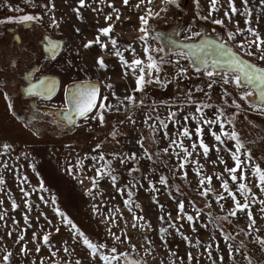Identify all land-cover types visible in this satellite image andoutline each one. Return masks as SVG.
Segmentation results:
<instances>
[{"label":"rangeland","instance_id":"374dc122","mask_svg":"<svg viewBox=\"0 0 264 264\" xmlns=\"http://www.w3.org/2000/svg\"><path fill=\"white\" fill-rule=\"evenodd\" d=\"M137 2L138 0H129V5L125 6L123 0H105L104 3H100V0L95 2L86 0V4H90L91 7L81 8L78 18L73 11L79 7L78 0H0V20L5 21L0 23V93H7L8 96L6 99L0 94V145L4 143L12 145L6 155L0 154V177L5 180V184L0 185V200L3 201L0 204V212L6 213L4 219L0 220V257L6 251H10L13 254L11 264H41V261L43 264H75L76 260H80L81 264H90L88 250L82 242H78L82 241V237L67 224V219H71L94 243H106L109 248L115 244L118 249L129 251L131 256L141 259L146 264H212V260L205 254V248L209 244L212 245L213 259L222 255L223 264H249V260L252 264H264V249L256 242L257 237L264 239V214L260 212L261 206L258 203L251 206V213L257 221L255 227L259 231L248 227V220L242 213H238L236 217H229L226 221L216 220L215 224L212 223V218L225 216L234 207L230 198L216 202L217 195L223 194L227 197L217 177L223 176L228 179V174L224 171L225 164L220 161L221 159L226 161L227 167L234 165L229 151L226 150L234 148V142H227L226 148L220 146L209 134V128L205 127L203 139L211 149L208 156L205 157L202 149L197 147L189 159L198 161V164L187 163L183 170H177L181 161L173 153L180 152L183 156V152L175 148L169 149L167 154L164 153L162 150L169 144L164 131L152 134L143 123L145 114L150 111L153 102H155L153 116L159 114L161 119H165L170 106L172 111H177V119L183 123L185 115L195 113V104L184 103L185 93L190 90L193 94L192 99L197 103L204 101L213 105L212 108L205 110L211 117L216 108L224 107L222 97L225 96L227 89L232 93L228 98L229 103L233 99L242 103L241 110L226 108L227 114L238 112L234 130L240 134L245 148L251 150L256 162L264 167V115L254 111L250 107L251 103L240 101L238 90L231 84L222 85L217 77V83L213 84L211 89L207 88L210 82L208 78L203 73L197 74L189 66L190 62L183 59L180 60L179 66L188 68V74L176 79L179 72L175 60L180 51L165 53L160 39L150 37L148 43L153 48H163V52L153 55L157 59L166 57L173 61L170 64H163V70L159 74L162 80L172 82L167 87L153 83L143 92L135 93L137 101H144L145 106L142 108H131L127 114L123 110L105 112L103 126L97 120L89 119L86 122L81 118L76 122L74 129L66 128L62 124L52 122L47 115L34 111L20 92L19 85L25 82L23 78L25 68L28 69L38 59L37 55L41 51L38 47L41 45L32 40L36 43L34 44L31 38L38 36L36 39L38 42L42 35H50L63 39V49L55 59L45 61L37 73L58 75L60 87L52 99L39 101V104L46 103L50 106L66 104V86L82 80H99L101 97L108 96L107 103L112 105L116 104L113 92L121 99L130 94L135 87L134 78L131 74L124 75V72L129 70L124 68L118 57L111 55L110 43L108 49H101L95 44L90 48H84L83 45L95 39L99 34V28L112 23L115 25L112 36L117 39L121 50L123 51L125 44H131L136 49V54L141 59H146L142 42L139 40L141 33L138 31L140 27L138 16L142 13L132 7ZM220 3L223 8L220 13L214 14V18L224 19L223 10L227 8V4L225 0H220ZM236 3L240 7V0H236ZM45 4L49 7L54 4V8L49 11L43 7ZM108 4L120 10L119 20L115 19V13ZM178 4L179 7L169 5L168 10L162 12L159 18L150 21V28L154 33L161 34L178 25L182 38L187 37L186 29L191 27L193 31L205 30L211 34L219 32L223 39H227V31H236L234 26L236 22H239L240 28L245 27V17L239 13L233 17L232 22L225 19L226 27L199 19L200 15H207L208 0H199V7L196 0H178ZM151 7L154 11H159L164 5L161 0H154ZM249 7L253 9V26L264 36V19L261 18L264 9L258 6V0H250ZM16 8L22 11H15ZM25 14L39 15L43 19L31 23L14 22L15 18ZM105 15H112L113 20L106 22ZM53 16L59 27L51 25ZM9 18H12L13 22H9ZM17 29L25 30V35H22L24 38L22 46L13 42V31ZM76 29H79V32ZM101 39L109 42L107 37L101 36ZM242 39L243 37L238 36L232 43L235 45ZM100 56H103L107 65L105 69H100L96 64ZM124 56L129 61L133 59L130 51H125ZM247 58L264 66V62ZM108 84L113 85V88L108 89L106 87ZM197 88H204L210 100L203 92H197ZM9 104L12 105L11 109L8 107ZM128 114L136 120L135 125L126 120ZM121 120L125 122L120 124ZM187 124L190 130L196 127L192 120ZM114 126L117 131L115 140L109 134L114 130ZM179 127L180 125L169 123L166 130L168 136L175 137L176 129ZM214 130L220 131L218 126ZM141 137L144 138V148L153 155L151 160L144 155V150L137 143ZM181 139L190 151L193 142L198 144L195 134L191 140L183 137ZM101 141L103 146L99 152H102L107 160H111L113 174L117 176V180L114 183L107 176L98 178V185L93 187L90 178L96 173L92 167L94 162L89 157L98 155L94 149ZM217 147L220 148L219 152L215 150ZM2 152L3 149L0 147V153ZM133 154L136 159H127L126 163H120L122 157H131ZM5 163L9 167L5 168L3 166ZM70 167L73 169L72 174L67 171ZM197 168L200 169L199 175ZM161 176L167 177V185L159 183ZM201 176L212 178L210 185L212 191L207 197L200 195ZM24 177H27L26 183L23 182ZM250 180L253 192L258 198L264 199V193L255 186V178L250 176ZM41 182L43 189L40 187ZM229 185L235 191L231 180ZM21 188L28 192L27 196ZM118 188L126 190L122 193L117 191ZM89 189L92 190L91 195L88 194ZM128 190L132 192L130 198L127 196ZM237 197L241 198L239 193ZM128 199L132 201L133 213L136 216H143V220L133 219L128 205L124 203ZM13 200L18 205L15 209L12 207ZM179 202L184 203L183 214L178 211ZM57 209L65 213V217H60ZM116 209H119L118 213H115ZM109 213H115L114 222L106 220ZM178 215H184L185 218L178 219ZM187 215L194 217L191 224L186 219ZM25 216L28 217L27 223ZM160 216H163L164 220H160ZM133 223L138 227L133 228L131 226ZM170 223L176 227H169ZM206 224L208 227H205ZM57 228L59 232L56 231ZM109 228L117 235H121L122 239L126 235L128 241L125 243L114 241L108 231ZM163 229H167V233ZM9 232L11 236L8 235ZM45 234H50L48 245L42 242ZM20 235H24L25 239L18 243ZM225 235H231L233 239L225 242L223 239ZM184 237H188V240L186 241ZM241 242L244 247L237 251ZM228 243L233 246L234 261L229 256ZM22 245H26L28 249L26 254H21ZM133 245L135 251L132 250ZM38 247L39 252L36 251ZM64 247L69 249L67 253L63 251ZM53 252L56 253L55 256H52ZM173 252L176 253L175 256L172 255ZM188 253L195 258L191 262L187 259ZM96 264L100 262L97 260Z\"/></svg>","mask_w":264,"mask_h":264},{"label":"snow or ice","instance_id":"6c2138e0","mask_svg":"<svg viewBox=\"0 0 264 264\" xmlns=\"http://www.w3.org/2000/svg\"><path fill=\"white\" fill-rule=\"evenodd\" d=\"M95 2V0H93ZM105 0H100V3H104ZM197 6L199 7V0H196ZM79 7L73 9V11L77 14L78 18L80 15V9L84 7H91L90 4H86V0H78ZM161 3L164 5L159 11H154L151 5L154 4V0H138V2L132 7L142 14L138 16L139 20V29L138 31L141 33L139 36V40L142 42L143 52L146 56V59H141L139 55L136 54V49L132 47L131 44H125L123 46V51L118 44L116 38L112 36L115 25L112 23H107V26L101 27L98 29V35H96L94 40L88 41L83 45L84 48H90L93 44L99 45L101 49H108L109 43L112 48L111 55H114L119 58L121 64L125 69L129 71H125L124 75L127 76L129 74L134 78L135 87L132 88L131 93L124 96L123 99L115 95V92L112 93L113 97H115L116 104L112 105L107 103L108 96L101 97L100 87L98 84L94 82H80L70 87L68 93L65 97L66 104L63 108V120L69 124L74 125L76 123V118H82L84 121H88L89 119L97 120L101 126L105 123V112H121L123 110L126 114L129 112L130 108H142L144 107V101H137L135 97V93L143 92L145 88L150 84H158L163 87H167L171 80L161 79L160 72L163 70V64L173 63L172 60L167 59L166 57H161L157 59L153 53L163 52V48L156 47L153 48L149 43V38L160 39V33H154L150 28V21L156 18H159L162 12H166L168 10L169 5H173L179 7L178 0H161ZM227 4V8L223 10L224 19L214 18V14L220 13L223 5H221L220 0H208V11L207 15H200L198 18L205 21H210L212 24L220 25L222 27H226L225 19L229 22H232L233 17L238 13L245 17V27L240 28L239 22L235 23L236 31H227V39H220L219 41L216 39H211L205 37L201 39L199 42L195 41L196 37H200L202 33L200 31H193L191 27L187 28L186 31L188 33L186 39L191 41L189 43H184L181 47L184 51L177 53V59L175 60V64L178 66L179 79L180 77L187 76L188 68L179 66L180 60H188L190 62V67L194 69L197 74L203 73L208 80L210 81L207 84V88L211 89L213 84L217 83V77L219 78V83L222 85H232L239 92V100L240 101H248L253 100L254 103L250 105V107L259 112L261 115H264V66L261 64L253 62L252 59H246V57L254 58L256 61L264 62V36L261 35L260 31L257 27L253 26V9L249 7L250 0H240V7L237 6L236 0H225ZM123 4L125 6L129 5V0H123ZM258 6L264 9V0H258ZM43 7L47 8L51 11L54 8V4L49 7L48 4L43 5ZM108 7L112 8L115 13V19H120V10L115 8L114 5L108 4ZM13 10V9H10ZM15 11H22V9L16 8ZM93 11H98V9H93ZM264 19V15L261 17ZM43 17L39 15H31L25 14L15 18L14 22L20 23H31L33 21H42ZM106 22H111L113 20L112 15H105ZM5 21L0 20V23H4ZM9 22H13L12 18H9ZM51 25L55 27H59L58 22L55 17L51 18ZM79 32V29H76ZM101 36L108 38V43L104 42L101 39ZM243 37V39L237 43L233 44L232 42L237 39V37ZM174 43V42H173ZM61 48V44L52 39H48L47 41V52L48 54L55 59L57 53ZM254 49V50H253ZM125 51H130L133 55V59L131 61L127 60L124 56ZM96 64L100 69H105L107 67L103 56H100L96 60ZM25 79L28 81L29 86L25 89V92L29 96H40L44 99H51L54 92L56 91L57 81L55 79H50L48 77H44L39 79L38 83H32L33 74L28 72ZM108 89H112L113 85H106ZM197 92H203L205 97L210 100L208 93L205 92L204 88H197ZM4 95L7 99V93H0ZM192 91H188L184 96L185 105L195 104V113H191L185 115L183 117V123L177 119V111H172L169 106L168 116L165 119H161L159 114L155 116L152 115V112L155 111V102H153V106L150 111L145 114L143 123L148 126L151 130L152 134L157 133L158 131L163 130L164 136L169 140V144L167 148H164L162 151L164 153H168L169 149L179 148L183 152V156H181L180 152H174L173 154L177 159L181 161L179 164V169L183 170L187 163L198 164V161L191 160L193 152L196 151L197 147L202 149L203 155L205 157L208 156L211 151L208 144L205 143L203 139L204 128H209V134L217 142L220 146H224L226 148L227 142H234V148L227 149L231 155V159L234 162L232 167H227L226 161L221 159V163L225 164L224 171L228 174V179H225L223 176H218L217 179L221 181V187L224 192L227 193V197L223 194L216 196V202L219 203L222 200L231 199L234 207L230 210L227 215L221 217L212 218V223L215 224L216 220L226 221L229 217H236L238 213H242L244 217L248 220V227L254 231H259L256 229V219L252 216L251 206L253 204H259L260 212L264 214V199H260L253 192L252 187L250 186L251 180L250 176L254 177L256 180V188L264 193V167L261 166V163L256 162L253 157L251 150L245 148V144L242 142L240 134L234 130L235 129V117L238 115V112H234L232 114L226 113V108H234L236 110L242 109V103L237 102V100L233 99L231 103H229L228 98L232 96L231 92H228L225 89V96L222 97L224 107L216 108L215 112L211 117H209L205 110L213 107L212 104L206 103L204 101H197L192 99ZM127 102V104L125 103ZM8 107L11 109L12 105L9 104ZM198 114V116H197ZM126 120L131 124L135 125L136 120L133 118L131 114L126 115ZM155 121V123H149V121ZM192 120L195 122L196 127L194 130H190L187 122ZM125 121H119L120 124H123ZM169 123L173 125H180L179 128L176 129V136L170 137L167 133V128ZM159 125V127L157 126ZM218 126L220 131H215V127ZM231 126V128H229ZM111 137L115 140L117 136V131L112 130L110 133ZM193 134H195L198 138V144L193 142L191 145V151L185 147L183 138H187L188 140L192 139ZM137 143L144 150V155L151 160L153 155L148 152L146 148H144V138L141 137L137 140ZM103 142L97 143L95 145L94 151L98 152V155L90 156L94 163L92 167L95 169L96 175L91 177V181L93 187L98 185V178H103L105 176L109 177L114 183L117 180V176L113 174V169L111 167V160H107L105 155L99 150L102 148ZM2 147L3 152L0 154L6 155L8 151L11 149L12 145L9 143H4L0 145ZM217 152L220 151V148L217 147L215 149ZM115 155V154H113ZM158 155V153H157ZM243 157V159H242ZM19 159V157H17ZM127 159H136L135 154L131 157H122L120 159V163H126ZM102 162V163H101ZM215 163V161H213ZM5 168L9 167L7 163L3 165ZM33 171H35V166L33 165ZM202 167V166H201ZM69 174H72L73 169L70 167L67 169ZM132 170H130L131 172ZM200 169L197 168V175H199ZM239 173V175H237ZM185 177L187 173H184ZM211 177L201 176L199 180L200 195L207 197L209 192L212 191L211 185ZM229 180H231L232 185L235 187V191L229 185ZM27 182V177H24V181ZM83 183V180L80 181ZM159 183L167 185L168 179L165 176H161L159 178ZM5 180L3 177H0V185H4ZM41 189H43V183L40 184ZM126 189L118 188V192H124ZM155 191V188L153 187ZM21 191L25 196L28 195V192L24 191L21 188ZM237 193L241 198L237 197ZM89 195L92 194V190L89 189ZM127 196L130 198L132 196V192L130 190L127 191ZM3 201L0 200V204ZM27 203V202H26ZM128 205V210L133 215V219L140 221L143 220V216H136L133 213L131 204V199H128L124 202ZM158 204L159 202L156 201ZM13 209L17 208L18 205L13 200L12 201ZM30 207V205H29ZM139 207V205H136ZM162 207V206H161ZM221 208H223V204H221ZM95 209V206H94ZM178 211L179 213H184V203H178ZM119 209L115 210V213H118ZM115 213H109V216L106 220L115 221ZM6 213L0 212V220L4 219ZM57 214L60 217H65V213L59 211L57 209ZM178 219H184V215H178ZM25 223L28 222V217L25 216ZM160 220H164L163 216L159 217ZM187 221L191 224L193 222L194 217L192 215L186 216ZM168 220H171V213L168 214ZM15 222V221H14ZM18 223V222H16ZM67 224L71 226L73 230L78 234V236L82 237V245L88 250V255L90 257V264H96L97 260L100 264H146V262L141 259H137L131 256L129 251H122L118 249L115 244L109 248L106 243H94L87 235L79 230V228L71 221V219H67ZM133 228L138 227L136 223L131 225ZM169 227L175 228V224H169ZM205 227H208L206 224ZM220 227V226H217ZM59 232V229H56ZM110 235L114 239V241L118 243H125L128 241V237L125 235L122 239L121 235H117L112 232L111 228L108 229ZM165 233H167V229H163ZM243 231V229L241 230ZM251 233H249L250 235ZM11 236V232L8 233ZM50 234H45L42 238V242L45 245L49 243ZM35 239V236L33 237ZM25 239L24 235H20L18 237L17 242L23 241ZM187 241L188 237H184ZM225 242H228L233 239L231 235H225L223 237ZM256 242L264 249V239L256 238ZM150 243V241H149ZM199 246V244H197ZM218 247V246H217ZM229 250V256L232 257V244H227ZM244 245L241 242L239 247L236 249L239 251L240 248H243ZM106 250V251H105ZM135 251V245L132 248ZM37 252L40 251L39 247L36 249ZM63 251L67 253L69 249L67 247L63 248ZM28 249L26 245L21 246V254H26ZM205 254L207 255L209 260H212V264H223L224 257L222 255L218 256L216 259L212 257V245L209 244L205 248ZM12 252L6 251L5 254L0 257V261L2 264H11ZM56 253L53 252L52 256H55ZM173 256L176 253H172ZM233 261H234V257ZM183 259V258H180ZM187 259L191 262L195 259L191 253L187 254ZM43 264V261H41ZM75 264H81L80 260H76ZM249 264H252V261L249 260Z\"/></svg>","mask_w":264,"mask_h":264},{"label":"flooded vegetation","instance_id":"af4514ba","mask_svg":"<svg viewBox=\"0 0 264 264\" xmlns=\"http://www.w3.org/2000/svg\"><path fill=\"white\" fill-rule=\"evenodd\" d=\"M13 33H14L13 34L14 35V41L13 42H17L18 45L22 46V41L24 40V38H22V35L23 36L25 35V30L18 31V29H17V31L14 30ZM42 36L40 37L41 39L38 42L36 41L38 36H33V38H31V41L33 40L34 42L39 43L41 45V46L38 45V47L41 48V51H39V53L37 55L38 59L36 61H34L33 64L28 69L25 68V71L23 73V78H24L25 82L21 83L19 85V89H20V92H21L23 98H25L28 101V104L34 109V111H36L38 114L47 115L52 120V122H54V123H58L60 125L62 124L66 128H71V126H75L76 123L74 125H69L63 120V108H64L65 104L54 105V106H50L46 103H40L39 104L38 103L39 101H49L50 99H44L43 97H39V96H29V97L25 96V89L27 88V85H29L28 81L25 79L28 72H31L33 74L32 82L39 80V78L43 75H51V74L38 75V73H37L40 69V66L42 64H44L45 61H48L49 59L52 60L50 58L47 50H46L47 49V41L52 36H50V35H44L43 37ZM52 38H55V37H52ZM36 43H34V44H36ZM24 49H26V44H25ZM99 83H100V81H99ZM99 87H100V92H101V83H100ZM79 120H77V121H79Z\"/></svg>","mask_w":264,"mask_h":264},{"label":"water","instance_id":"95a60500","mask_svg":"<svg viewBox=\"0 0 264 264\" xmlns=\"http://www.w3.org/2000/svg\"><path fill=\"white\" fill-rule=\"evenodd\" d=\"M202 35L200 37H196L195 38V41L196 42H199L201 39L205 38V37H208V38H211V39H216V40H220L222 39V34H220L219 32L215 33V34H211V33H208L206 32L205 30H203L202 32ZM52 40H56L58 41L60 44H61V48L59 50V52L57 53L56 57L61 53L62 49H63V46H64V41L63 39H57V38H50ZM160 41L163 45V48L165 50V53H175L177 51H184V49L181 47L182 44L184 43H189L191 41L187 40L186 38H182L180 35H179V26H174V28L170 29V30H167V31H164L161 33V38H160ZM174 42V43H173ZM50 56V55H49ZM51 59H53L51 56H50ZM248 59V58H247ZM262 66V65H261ZM44 77H48L50 79H55L57 81V85H56V91L54 92L53 96L54 97L58 90H59V87H60V78L58 75H43L41 76L39 79L41 78H44ZM39 80L35 81V82H32V83H38ZM94 82L98 85H100L99 81L97 79H93V80H82V81H74V82H71L69 83L67 86H66V89H65V97L68 93V90L70 87L74 86L75 84L77 83H80V82ZM29 85H27L28 87ZM25 96L26 97H29V95L26 94L25 92ZM40 97V96H39ZM66 100V99H65ZM247 102L253 104L254 101L253 100H248ZM81 118H76V121L79 120ZM72 129L75 128V126H71Z\"/></svg>","mask_w":264,"mask_h":264},{"label":"built area","instance_id":"2783aa9c","mask_svg":"<svg viewBox=\"0 0 264 264\" xmlns=\"http://www.w3.org/2000/svg\"><path fill=\"white\" fill-rule=\"evenodd\" d=\"M127 104V102H125ZM129 111H131V108L129 109Z\"/></svg>","mask_w":264,"mask_h":264}]
</instances>
